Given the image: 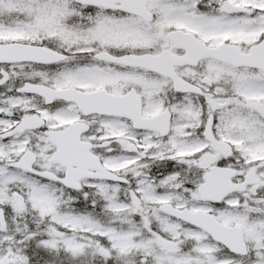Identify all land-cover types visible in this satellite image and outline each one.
I'll list each match as a JSON object with an SVG mask.
<instances>
[{"label":"snow or ice","instance_id":"obj_1","mask_svg":"<svg viewBox=\"0 0 264 264\" xmlns=\"http://www.w3.org/2000/svg\"><path fill=\"white\" fill-rule=\"evenodd\" d=\"M0 264H264V0H0Z\"/></svg>","mask_w":264,"mask_h":264}]
</instances>
